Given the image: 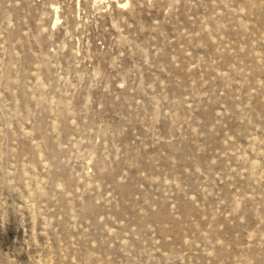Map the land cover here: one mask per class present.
<instances>
[{
  "label": "rangeland",
  "instance_id": "1",
  "mask_svg": "<svg viewBox=\"0 0 264 264\" xmlns=\"http://www.w3.org/2000/svg\"><path fill=\"white\" fill-rule=\"evenodd\" d=\"M0 264H264V0H0Z\"/></svg>",
  "mask_w": 264,
  "mask_h": 264
}]
</instances>
